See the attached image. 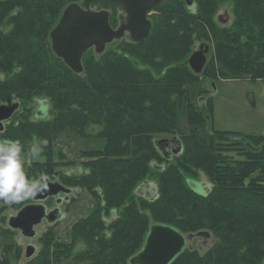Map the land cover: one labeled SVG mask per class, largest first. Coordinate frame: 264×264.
<instances>
[{
  "label": "trees",
  "instance_id": "16d2710c",
  "mask_svg": "<svg viewBox=\"0 0 264 264\" xmlns=\"http://www.w3.org/2000/svg\"><path fill=\"white\" fill-rule=\"evenodd\" d=\"M79 2L0 0V105L19 104L0 140L20 141L26 155L37 141L46 143L41 153L46 161L25 165L32 178L47 177L58 165L51 152L58 135L105 140L101 150L81 151L88 157L81 176L57 175L63 184L60 177L72 179L64 185L73 190L86 187L96 203L72 228L75 246L63 245L53 253L46 248L39 264H67L71 258L85 264H129L154 223L184 235L206 230L215 239L205 252L185 248L171 264H264L263 135H247L260 140L254 156L237 161L221 158L220 152L216 160L212 136L231 131L210 127L213 133L206 140L193 130L180 138L181 153L156 162L162 168L151 164L160 153L154 133H177L176 103L193 81L179 64L190 56L189 39L204 27L188 24L189 19L212 24L215 9L230 4L231 26H211L215 56L203 68V79L211 84L218 79L264 82V0H194V8L186 0H167L155 9L163 17L152 36L136 44L126 40L127 50L113 43L100 55L89 49L82 57L83 72L75 74L52 52L49 34L65 7ZM39 97L49 100L50 116L32 120L31 102ZM206 101L204 112L200 106L188 107L191 124L212 125V96ZM200 173L208 178L204 195L186 183ZM144 181L155 184V199L137 192ZM0 264L9 263L0 257Z\"/></svg>",
  "mask_w": 264,
  "mask_h": 264
},
{
  "label": "rangeland",
  "instance_id": "374dc122",
  "mask_svg": "<svg viewBox=\"0 0 264 264\" xmlns=\"http://www.w3.org/2000/svg\"><path fill=\"white\" fill-rule=\"evenodd\" d=\"M90 10H106L109 12L110 25H112L113 28H117L120 24V16L122 13L119 9L113 11L111 6H91ZM183 10L187 14H190L184 5ZM230 15L232 18V6L224 3L215 9L212 17L209 19L212 24L207 25L194 18L189 19L188 24H198L204 28L199 29L198 33L192 36V40L189 39L188 42H191L189 45L186 44L189 49L188 56L194 50L200 49L201 45H208L209 52L207 54L206 62V64H208L211 57L215 56V52H213L215 34L211 31V26H216L217 29H228L231 26ZM162 17V11L160 10H152L149 12L148 18L152 24L150 36H152V34L156 32V28L161 25L159 18ZM224 25L226 27H223ZM112 43V45H119L122 48L121 50H127L130 48L125 46L127 43L126 38H122L118 41L115 40ZM107 48L109 47L107 46ZM88 52L92 53L93 49ZM130 57L141 65L139 61H136L135 56L130 55ZM155 61L157 64L162 65L161 58H158ZM179 67H181V69L183 68L185 74L189 73L188 76L193 81L188 84V93L183 97H179L176 103L178 107L176 110V124L178 126L177 133L175 134L176 136L181 138L184 134L197 130L203 138L208 140L211 133H213L211 132L210 127L220 131L240 129L242 131H249V133L254 135L264 136L263 81L251 79H218L211 84V80L204 81L203 73L200 75H194L188 64H186V61L180 63ZM211 96L213 103L212 125L206 123L191 124L188 119V107L192 109V106L194 107V105L200 106L202 112H204L206 110V100ZM31 103L30 107L33 110V115L31 116L32 120L42 117L37 115V109L42 104L47 107V114H45L43 118L47 119V117L50 116L49 107L51 104L48 99H42L39 97ZM253 129L258 131L256 132ZM153 136H155V138H163L170 137L171 135L154 133ZM212 137L213 143L210 146L216 150L214 156L216 160L217 154L220 152L221 154L219 155L223 159L228 157L237 161L245 160L247 157L254 156L253 151L255 148L261 146L260 140H254L252 137L249 138L246 134H239L234 131H231L230 134H218ZM40 142L37 141L35 144L44 151L45 149L43 145L46 143L42 141ZM104 145L105 140L101 137L83 138L75 133H62L58 135L51 147V152L54 154V160L58 162V165L53 169L52 173L51 170L49 171L47 177L51 181H55L57 180L56 178L58 174L59 176H81L80 168H85L83 162L88 160V157L83 156L81 151L101 150ZM22 155L28 160V162L31 161L26 154ZM60 155H63L61 159ZM153 157L155 161L151 163L152 166H155L156 162H165L163 155L160 153H155ZM45 161L46 159L44 157H40V160L37 162ZM161 165L162 164H158V166ZM39 177L40 176L37 175V177L33 179H38ZM60 178L64 184L73 183L72 179H64V177ZM207 179L208 178L205 177L203 173H200L198 179H196V181L200 182L203 186V195L205 192L209 191L207 189ZM258 179H261V175H259ZM73 188L75 190L70 199H68L69 202L67 201L68 203H63L60 206V211L64 214V217L53 224H48L43 220L39 225H35L33 228L36 232V236L33 238L23 236L19 229L11 228L8 225V218L11 215H16L18 210L24 205L31 203L32 199L20 204H6L3 201H0V257H4L9 264H39L40 261H37L39 258L38 256L43 250H46V248H49L50 253H53L56 250H61L63 245L74 244L71 240L72 228L80 218L86 217L89 214L95 206L96 200L86 187L78 186ZM44 205L47 209L53 208L55 206L54 199L46 200ZM200 231L206 230L189 233L193 234V237L186 241V249H196L200 252H205L212 246L215 239L211 236L204 237L197 235ZM28 244H34L37 249L31 258L25 257V248ZM48 258L47 255V259ZM41 259L42 258H40V260ZM66 262L67 264H85V262H73L72 258L66 259Z\"/></svg>",
  "mask_w": 264,
  "mask_h": 264
},
{
  "label": "water",
  "instance_id": "95a60500",
  "mask_svg": "<svg viewBox=\"0 0 264 264\" xmlns=\"http://www.w3.org/2000/svg\"><path fill=\"white\" fill-rule=\"evenodd\" d=\"M167 0H80L65 7L55 27L50 31L51 49L57 58H60L75 74L83 72L82 57L89 49H94L96 55L102 54L106 46L113 41L126 38L131 43H141L151 32V21L148 18L150 11L157 9ZM189 8H194L193 0H186ZM91 6H111L122 13L120 24L113 28L109 23V12L106 10H90ZM208 45H201L193 51L186 64L191 71L200 75L207 62ZM19 108L17 102L0 105V132L4 129V121L9 120ZM47 114L46 105L37 109V115L44 117ZM41 117V118H42ZM167 139L154 138V144L161 153L159 146ZM182 146L174 153H181ZM156 167V166H155ZM159 167V166H158ZM161 168V167H159ZM47 190L38 194L31 203L24 205L16 215L8 218L11 228L19 229L27 238L36 236L35 225L43 220L48 224L56 223L64 217L59 206L68 201L73 189L66 187L58 180L51 181L47 177ZM186 183L196 194H203L200 182L187 178ZM137 192L151 200L157 196L155 184L149 181L142 182ZM55 198L56 207L47 210L44 202ZM199 236L210 237L207 231H200ZM193 234L184 235L171 225L154 223L149 227L141 249L131 256L129 264H171L185 249L186 241L192 239ZM34 244L25 248V257L31 258L36 252Z\"/></svg>",
  "mask_w": 264,
  "mask_h": 264
},
{
  "label": "clouds",
  "instance_id": "9594fccd",
  "mask_svg": "<svg viewBox=\"0 0 264 264\" xmlns=\"http://www.w3.org/2000/svg\"><path fill=\"white\" fill-rule=\"evenodd\" d=\"M24 146L18 140L0 141V201L20 204L34 199L47 190L46 176L33 179L26 174L28 160L22 153ZM42 148L33 144L28 150L31 161L40 160Z\"/></svg>",
  "mask_w": 264,
  "mask_h": 264
},
{
  "label": "flooded vegetation",
  "instance_id": "af4514ba",
  "mask_svg": "<svg viewBox=\"0 0 264 264\" xmlns=\"http://www.w3.org/2000/svg\"><path fill=\"white\" fill-rule=\"evenodd\" d=\"M3 124H4V127H5L6 123L4 122ZM163 138L167 139V140L165 142H162L161 145L159 146V148L161 150V154L163 155V157L165 159H171L173 156L177 155V153H174V152L179 148V145L182 143L181 139L178 136H175V135H171L170 137H163ZM181 146H182V144H181ZM71 195H73V193ZM71 195L68 197L69 199H70ZM50 199H54V202H55V198H50ZM68 202L64 201V202H62L60 204V206L63 203H68ZM60 206H59V209H60ZM55 207H56V204H55V206L53 208H55ZM47 210H49V209H47Z\"/></svg>",
  "mask_w": 264,
  "mask_h": 264
},
{
  "label": "crops",
  "instance_id": "0c3cea01",
  "mask_svg": "<svg viewBox=\"0 0 264 264\" xmlns=\"http://www.w3.org/2000/svg\"><path fill=\"white\" fill-rule=\"evenodd\" d=\"M254 130V129H253ZM230 131H234V132H238V133H243V134H246V135H253L252 133H249V131H242L240 129H236V130H230ZM254 131H258V130H254ZM252 132V131H251Z\"/></svg>",
  "mask_w": 264,
  "mask_h": 264
},
{
  "label": "bare ground",
  "instance_id": "6f19581e",
  "mask_svg": "<svg viewBox=\"0 0 264 264\" xmlns=\"http://www.w3.org/2000/svg\"><path fill=\"white\" fill-rule=\"evenodd\" d=\"M193 1H194V0H193ZM186 4H187V3H186ZM187 6H188V5H187ZM194 51H195V50H194ZM8 105H9V104H8ZM155 166H157V165H155ZM155 166H154V167H155ZM159 167H161V168H162V166H159Z\"/></svg>",
  "mask_w": 264,
  "mask_h": 264
}]
</instances>
